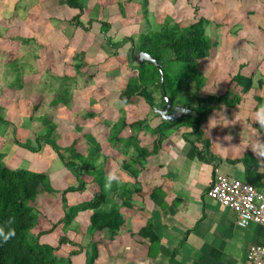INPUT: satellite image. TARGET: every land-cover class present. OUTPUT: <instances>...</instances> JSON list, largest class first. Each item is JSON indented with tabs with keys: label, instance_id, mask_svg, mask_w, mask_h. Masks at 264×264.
I'll use <instances>...</instances> for the list:
<instances>
[{
	"label": "rangeland",
	"instance_id": "obj_1",
	"mask_svg": "<svg viewBox=\"0 0 264 264\" xmlns=\"http://www.w3.org/2000/svg\"><path fill=\"white\" fill-rule=\"evenodd\" d=\"M78 2L83 7L82 28L75 24L77 10L66 0H0V157L11 169L47 176V188L29 205L35 226L26 234L32 240L56 224L40 237L41 243L56 246L63 236L74 241V247L60 246L53 264H67L68 250L81 254L75 262L93 264L94 245L103 251L122 221L117 214L114 233L96 234L91 219L112 216L116 209L110 208L111 201L119 205L129 200L123 192L135 189L129 175V167L137 161L133 147L151 151L155 146L151 139L157 128L151 127V120L138 118L141 112L155 118L154 109L164 104L156 84L140 81L139 66L150 62L141 58L144 34L151 39L148 42L154 38L150 33L155 34L164 59L165 28L180 33L200 24L213 39L214 59L197 62L205 81L199 89L192 81L181 93L187 102L181 105L186 109L190 105V111L200 105L198 97L202 105L203 97H208L204 104L212 109L199 126L210 143L222 135L228 145H243L249 137L259 136L257 130L264 126V0ZM102 25H108L106 37L115 47L103 37ZM166 60L176 77L178 69L169 65L172 58ZM237 73L250 77L252 85L235 109L227 111L222 98ZM127 87H138L148 100L138 92L125 99L122 93ZM260 101L263 107L258 110ZM193 114L182 115L179 121L184 123ZM160 126L158 131L168 129L167 124ZM92 136L100 145L97 153L87 148L89 143L93 146ZM43 138L53 139L67 158L82 155L75 163L79 178L83 184L98 181L106 206L91 210L88 192L77 204L75 194L68 191L75 186L74 175Z\"/></svg>",
	"mask_w": 264,
	"mask_h": 264
},
{
	"label": "crops",
	"instance_id": "obj_2",
	"mask_svg": "<svg viewBox=\"0 0 264 264\" xmlns=\"http://www.w3.org/2000/svg\"><path fill=\"white\" fill-rule=\"evenodd\" d=\"M138 118L151 120V127L157 128L156 136H151L155 146L150 156L133 161L129 167L130 181L136 182L133 191L123 192L129 200L119 205L110 202L122 228L111 226L117 231L113 240L105 241L103 251L99 244L94 245L93 264H243L248 248L260 243L262 228L254 224L239 228L235 212L206 194L218 174L264 191V129L257 130L259 136L249 137L243 145H228L222 135L210 143L209 135L203 136V128L193 131L180 118L165 123L158 115L147 117L146 112ZM161 124H167L168 129L158 131ZM91 146L89 143L87 148ZM73 177L75 201L83 202L88 192L89 203L98 181H89L81 188L79 183L84 181ZM105 204L106 200L101 202V208ZM67 252H74L71 264L81 263V259L74 260L81 255L78 251Z\"/></svg>",
	"mask_w": 264,
	"mask_h": 264
},
{
	"label": "trees",
	"instance_id": "obj_3",
	"mask_svg": "<svg viewBox=\"0 0 264 264\" xmlns=\"http://www.w3.org/2000/svg\"><path fill=\"white\" fill-rule=\"evenodd\" d=\"M66 5L69 8L77 10V15L74 17L75 24L82 28V24L79 21V16L83 12L82 5L78 0H66ZM203 22L207 23L208 21L203 20ZM106 26L108 25L101 26V33L106 38L105 40L108 44L115 47L116 45H113L111 42L109 43V38L106 37ZM187 29L186 32L180 31V33H176L169 28L164 29V50L168 52V56L165 59L166 55L162 56L160 53V49L158 48L160 42L156 39L154 33H150L154 37L152 42H148L151 39L148 35L144 34L142 36L144 42L139 47L142 52L155 59L161 66L163 75V83H161L157 67L151 62H144L149 66L145 67L144 63L139 66L141 70V83L143 85L147 83L156 84L157 89L161 92L165 91L172 99L174 105H187L186 100L181 97L182 89L192 81L196 84V88L199 89L202 81H205L204 77H202L201 67L197 66V62L200 60H212L216 53L213 39L205 34L200 24H191ZM168 58H172V63H169V65L172 68L178 69L176 77H172L169 69H167L166 59ZM251 85L252 79L250 77H245L240 73L234 75L231 85L227 88L222 98L225 109L227 111L234 110L242 100L241 94L248 92ZM238 87L241 88L240 92H237ZM137 88L127 87L122 93L123 97L125 99L135 97V94L138 92ZM137 94L138 96H144L145 100H148V96H145L143 91ZM205 99H208V97H203L202 105V100L198 97L197 101L200 102V105H196L191 109V112L194 114L187 118L186 122L193 131L199 128L200 121L205 119L212 109L208 104H204ZM262 104V101H260L258 110L262 109ZM262 129H264V126ZM42 141L56 154L59 161L79 182L75 163L83 159L82 155L72 153L74 157L67 158L63 155L62 148L53 139L43 138ZM99 148V145L93 141L91 149L97 153L99 152ZM133 148L136 151L137 160H140V158L146 159L151 154L144 147L134 146ZM47 183L46 174L26 169H11L2 164L0 157V264H53L56 252L62 244H68L72 247L76 246L70 239L64 236L59 238L56 246L39 241L43 234L51 233L56 224H53L49 230L38 232L32 240L27 238V231L35 226L32 208L29 205L33 203L38 194L47 188ZM98 185L88 203L92 210H98L101 202H104L102 188L100 184ZM79 186L82 188L84 184L79 183ZM72 189L70 187L68 191H72ZM113 224H115L114 226L118 224L116 215L101 216L97 219L93 217L91 219V227L96 234L114 233L116 229L111 227ZM107 227L111 229L106 232L105 229ZM72 255H74V252L69 253L67 264H71L70 258Z\"/></svg>",
	"mask_w": 264,
	"mask_h": 264
},
{
	"label": "built area",
	"instance_id": "obj_4",
	"mask_svg": "<svg viewBox=\"0 0 264 264\" xmlns=\"http://www.w3.org/2000/svg\"><path fill=\"white\" fill-rule=\"evenodd\" d=\"M206 195L234 211L239 228H247L250 224L262 228L260 243L248 248L243 264H264V191L239 179L218 174Z\"/></svg>",
	"mask_w": 264,
	"mask_h": 264
},
{
	"label": "water",
	"instance_id": "obj_5",
	"mask_svg": "<svg viewBox=\"0 0 264 264\" xmlns=\"http://www.w3.org/2000/svg\"><path fill=\"white\" fill-rule=\"evenodd\" d=\"M141 58L150 61L157 67L160 73L161 83H163L161 66L155 61V59L146 53H141ZM162 97L164 104L160 109L155 110L161 121L165 123H171L177 121L182 115L189 114L191 112L181 104L174 105L172 99L166 94L165 91H162Z\"/></svg>",
	"mask_w": 264,
	"mask_h": 264
}]
</instances>
